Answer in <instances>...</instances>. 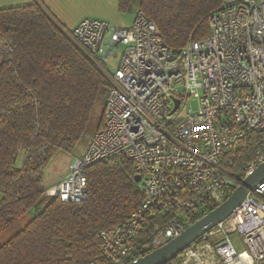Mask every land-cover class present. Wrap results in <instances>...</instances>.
<instances>
[{
	"label": "built area",
	"instance_id": "obj_1",
	"mask_svg": "<svg viewBox=\"0 0 264 264\" xmlns=\"http://www.w3.org/2000/svg\"><path fill=\"white\" fill-rule=\"evenodd\" d=\"M208 23L207 37L180 48L166 42L141 8L130 26L86 16L71 30L106 63L116 46L125 48L109 75L104 127L47 189L62 201H82L91 164L123 157L134 163L143 199L101 232L102 252L115 264L135 261L179 235L264 160V0H224ZM189 100L197 109L187 106ZM246 144L256 148V158L235 177L222 160ZM160 216L164 221L156 222ZM179 264H264V179L184 249Z\"/></svg>",
	"mask_w": 264,
	"mask_h": 264
},
{
	"label": "trees",
	"instance_id": "obj_2",
	"mask_svg": "<svg viewBox=\"0 0 264 264\" xmlns=\"http://www.w3.org/2000/svg\"><path fill=\"white\" fill-rule=\"evenodd\" d=\"M223 1L140 0L139 7L166 42L180 48L209 35V16ZM133 2L119 0L120 11H130ZM108 85L99 58L42 1L0 7V235L42 204L0 244V264H115L102 252L101 232L125 220L143 199L134 163L123 157L91 164L82 201H62L44 183L57 153H72L88 129L104 127ZM254 158L256 148L246 144L227 153L222 165L238 177ZM180 257L165 264H179Z\"/></svg>",
	"mask_w": 264,
	"mask_h": 264
},
{
	"label": "water",
	"instance_id": "obj_3",
	"mask_svg": "<svg viewBox=\"0 0 264 264\" xmlns=\"http://www.w3.org/2000/svg\"><path fill=\"white\" fill-rule=\"evenodd\" d=\"M179 100H176L177 108ZM140 175H135L134 180L139 181ZM264 179V160L254 170L246 175L228 197L212 208L208 213L189 224L182 232L169 239L163 245L158 246L135 261L126 264H165L178 256L191 243L197 240L205 232L216 224L225 220L231 212L244 200L249 190Z\"/></svg>",
	"mask_w": 264,
	"mask_h": 264
},
{
	"label": "crops",
	"instance_id": "obj_4",
	"mask_svg": "<svg viewBox=\"0 0 264 264\" xmlns=\"http://www.w3.org/2000/svg\"><path fill=\"white\" fill-rule=\"evenodd\" d=\"M36 0H0V7L19 6ZM51 13L69 30L86 16L108 20L118 27L130 26L135 20L133 11L121 12L119 0H40Z\"/></svg>",
	"mask_w": 264,
	"mask_h": 264
},
{
	"label": "rangeland",
	"instance_id": "obj_5",
	"mask_svg": "<svg viewBox=\"0 0 264 264\" xmlns=\"http://www.w3.org/2000/svg\"><path fill=\"white\" fill-rule=\"evenodd\" d=\"M139 4L140 0H134L132 7L130 11H133L135 15L139 11ZM124 46H116L115 52L116 55L114 57H111L109 61L106 63L103 60H100V63L104 70L106 71L109 85L107 87V91L109 86L111 85L110 81V74L113 72V70L118 66L119 58L124 51ZM105 103V98H104ZM103 104H99L95 110L93 120L98 118L100 113L102 112V109L104 107ZM193 105L194 109H197V101L189 100L187 102V106ZM94 134V131L92 129H88L85 134L82 136V138L79 140L78 144L76 145L74 151L72 153H66V152H59L55 155V157L51 160V162L46 166L45 172H44V183L48 187L58 182L60 179H62L65 174L68 172L69 163L77 156H82ZM23 162V155L19 157L18 163L21 164ZM42 208V204H37L34 206L31 210L25 212L23 215H21L3 234L0 235V244L5 242L12 234H14L18 229L22 228L33 216L34 214Z\"/></svg>",
	"mask_w": 264,
	"mask_h": 264
}]
</instances>
